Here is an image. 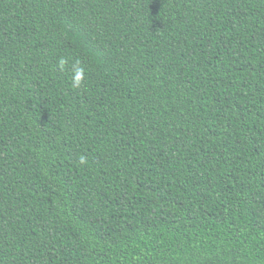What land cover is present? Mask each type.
Segmentation results:
<instances>
[{
	"label": "trees",
	"instance_id": "16d2710c",
	"mask_svg": "<svg viewBox=\"0 0 264 264\" xmlns=\"http://www.w3.org/2000/svg\"><path fill=\"white\" fill-rule=\"evenodd\" d=\"M0 264H264V0H0Z\"/></svg>",
	"mask_w": 264,
	"mask_h": 264
},
{
	"label": "clouds",
	"instance_id": "9594fccd",
	"mask_svg": "<svg viewBox=\"0 0 264 264\" xmlns=\"http://www.w3.org/2000/svg\"><path fill=\"white\" fill-rule=\"evenodd\" d=\"M65 63H66V61L64 59H61L59 61V67L61 69H63ZM83 78H84L83 69L77 68V70L75 71L74 76L72 78V86L78 88L80 86V83L83 80ZM83 162H84V158L81 157V163H83Z\"/></svg>",
	"mask_w": 264,
	"mask_h": 264
}]
</instances>
